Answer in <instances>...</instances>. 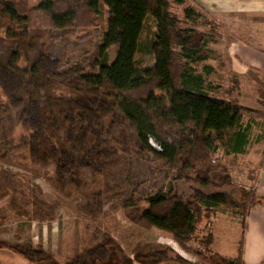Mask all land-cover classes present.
Returning a JSON list of instances; mask_svg holds the SVG:
<instances>
[{
    "label": "trees",
    "instance_id": "16d2710c",
    "mask_svg": "<svg viewBox=\"0 0 264 264\" xmlns=\"http://www.w3.org/2000/svg\"><path fill=\"white\" fill-rule=\"evenodd\" d=\"M183 2L39 0L37 5L23 9L13 0H0V69L20 83L14 97L22 100L25 107L35 103L38 109L36 132L24 144L31 146L34 161L58 164L66 153L84 159L95 150L101 156H113L114 148L108 138L87 121L80 109L91 101L110 100L134 124L140 148L178 165L174 180L189 171L209 170L220 149L234 154L246 152L250 122L255 119L264 122V100L259 102L260 109H252L234 98L211 93L208 76L212 68L204 64L198 70V65L209 58L210 36L217 31L218 24L213 19L201 18L206 16L191 5L185 6L179 15L174 6ZM104 5L106 31L99 54L90 62L82 59L64 73L42 69L46 32L70 26H93L99 21ZM35 12L39 13L40 21L33 17ZM148 17L156 24L148 52L153 46H161L153 68H143L136 57L143 46L141 35ZM200 26L207 27L209 33L202 32L198 38ZM112 45H116L115 57L108 61L107 49ZM103 128L102 125V131ZM259 139L264 142V125ZM205 181L201 180L203 184ZM172 185L167 191L146 195L144 208L135 207L132 201L127 203L134 210L130 219L147 227L162 228L167 216L182 208L186 220L182 229L175 231V239L187 242L194 236L200 218H206L207 232L199 240L196 237L204 253L196 254L209 255L211 264H245L242 241L234 257L212 250L213 216L217 211L239 215L244 232L250 209L264 198L256 197L252 189L242 186H239V198L226 191L208 194L197 191L186 198ZM158 252L161 251L140 249L136 258L145 263L161 255Z\"/></svg>",
    "mask_w": 264,
    "mask_h": 264
},
{
    "label": "rangeland",
    "instance_id": "374dc122",
    "mask_svg": "<svg viewBox=\"0 0 264 264\" xmlns=\"http://www.w3.org/2000/svg\"><path fill=\"white\" fill-rule=\"evenodd\" d=\"M13 1L23 9L39 2ZM192 3L196 2L184 0L182 5L174 6V11L182 15L183 8ZM195 9L198 10L196 6ZM103 10L93 26L47 31L41 68L64 73L82 59L90 62L98 55L106 31L105 5ZM33 15L40 21L38 12ZM155 30L154 20L148 17L141 35L143 46L136 55L143 68H153L161 50V46L156 45L148 52ZM219 30L221 37L212 39L219 43L223 34L222 40H228L226 27ZM202 32H207V28L198 27V38ZM115 52L116 45L107 49L108 61L114 59ZM217 52L211 50L210 53L215 65L218 64ZM220 71L217 66L216 75L212 76L228 85L230 80L222 81L225 77H220ZM19 87L15 78L0 69V264H125L126 261L129 264H211L209 255L196 254L197 251L204 253L198 240L207 232L206 218H200L194 236L184 242L174 237L186 220L182 208L168 215L162 228H156L132 221L133 207L126 204L132 201L135 207L144 208L146 195L167 191L171 183L173 189L186 198L197 191L206 194L226 191L239 198V186L252 189L253 179L264 165V142L256 140L263 121H256L244 154L220 149L209 170L189 171L174 180L178 165L157 158L137 145L134 124L121 115L114 100L91 101L80 109L87 121L99 127L101 135L108 138L115 154L105 157L95 150L84 159H76L66 153L61 155L58 164H44L32 159L30 145L24 146L36 132L38 109L35 103L25 107L22 100L14 97ZM232 95L235 99L238 97L235 91ZM238 98L251 104L245 97ZM254 107L261 108L259 104ZM11 146L13 148L9 149ZM202 179H206V184ZM217 221L214 231L218 244L213 245L212 250L233 257L236 244L239 246L242 241L243 248L242 218L237 216L236 223L231 217ZM140 249L161 251L158 252L161 255L142 263L136 258Z\"/></svg>",
    "mask_w": 264,
    "mask_h": 264
},
{
    "label": "crops",
    "instance_id": "0c3cea01",
    "mask_svg": "<svg viewBox=\"0 0 264 264\" xmlns=\"http://www.w3.org/2000/svg\"><path fill=\"white\" fill-rule=\"evenodd\" d=\"M191 1L196 2L192 3L191 6L194 8L196 6L198 11H201L204 16L207 15L206 17L213 19V21L218 24L217 31L211 33L212 35L210 36V43L208 45L209 58L198 65V70H201V66L204 64L212 68V72L208 76V80L212 84L211 93L219 97L235 99L232 95L235 91L238 93V97H242V99L245 97L247 101L251 102L249 105L244 100L237 97L236 100L241 105L252 109H260L254 106L255 104L260 105L259 102L264 100V0ZM220 27H226V31L224 32H226V38L229 37V39L222 40V38L225 37L222 34V38H220L221 40L218 43L212 38L213 36H215V38L218 36V39L221 37L219 34L221 32L219 30ZM208 33L209 32L206 34ZM211 50L218 51L217 55L219 57L217 65H215V61H211ZM217 66L222 70L219 72L220 77L223 75L225 77L222 81L225 82L230 80L228 85L222 84L217 77L212 76L213 74L216 75L215 71H217ZM220 85L224 87L220 88ZM219 91H221V94H218ZM256 121L258 120L255 119L250 122V137L253 133L255 124H257ZM260 134L261 132L259 135ZM249 145L250 144H248L246 151ZM252 190L256 197L264 198L263 164L258 169V174L253 179ZM256 206L255 209L249 211L247 227L242 234V239L244 240L242 259L245 264H264V201L262 200L260 203L256 204ZM227 213L226 211H217L213 216L212 230L214 240L212 247L218 244L214 231L215 222L218 219H227V217H231L235 221L236 217L239 216L237 214ZM234 223H236V221ZM230 240L232 241V238H229V242H231ZM234 242H236V240H234ZM235 247L238 249V244H236ZM219 253L223 254L221 252ZM236 254L237 251H235L232 256L234 257Z\"/></svg>",
    "mask_w": 264,
    "mask_h": 264
}]
</instances>
